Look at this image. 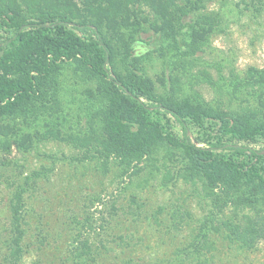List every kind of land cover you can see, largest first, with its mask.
<instances>
[{
	"label": "trees",
	"instance_id": "trees-1",
	"mask_svg": "<svg viewBox=\"0 0 264 264\" xmlns=\"http://www.w3.org/2000/svg\"><path fill=\"white\" fill-rule=\"evenodd\" d=\"M248 3L256 7L261 0ZM223 26V15L207 13L204 0H0V152L15 147L27 153L38 143L58 141L83 151L78 162L95 161L104 174L112 165L129 174L146 158L165 152L171 163L165 181L176 176L201 184L213 203L196 235L172 257L145 262L127 255L122 247L131 236L120 234L113 240L124 255L115 264H209L211 234L224 232L244 250L264 240V71L251 68L244 79L233 80L237 99L238 92L256 89L254 105L239 111L181 97L183 82L176 74ZM145 32L174 52L168 81L164 75L157 81L150 77L144 58L135 55ZM160 49L166 57L167 50ZM67 73L82 87L85 130L65 124ZM51 171L35 170L11 184L0 264L23 263L26 195ZM232 207L251 216L215 226V216ZM87 226L75 236L63 264H107L114 255L108 246L113 240L99 235L98 244L92 243Z\"/></svg>",
	"mask_w": 264,
	"mask_h": 264
},
{
	"label": "rangeland",
	"instance_id": "rangeland-1",
	"mask_svg": "<svg viewBox=\"0 0 264 264\" xmlns=\"http://www.w3.org/2000/svg\"><path fill=\"white\" fill-rule=\"evenodd\" d=\"M204 1L207 13L223 15V31L215 33L200 53L186 60V70L176 72L183 82L181 97H201L220 104L225 111L251 107L256 89L238 92L237 99L232 94V82L244 79L251 68L264 71V0L256 7L248 6L250 0H245L247 4L243 0ZM161 47L167 50L166 57L161 55ZM173 53L152 32L141 34L135 47V55L144 58L148 75L156 81L164 76L168 81ZM63 86L62 110L70 115L66 126L85 130L82 87L74 85L70 73L63 79ZM164 155L146 158L137 171L131 169L129 174L116 165L104 174L97 170L95 161L78 162L83 151L58 141L38 143L27 153L15 147L0 152V263L5 254L2 239L9 220L11 184L43 168L52 171L26 195V252L22 264H63L83 224L88 225L84 231L96 245L99 235L111 241L123 234L131 236L129 245L122 247L127 255L145 262L172 257L196 235L210 216L213 203L201 184L186 183L176 176L165 181L166 167L171 163ZM49 156L56 157V163ZM247 216L251 213L228 208L215 216V226L228 220L245 222ZM107 220L111 224H106ZM211 235L213 256L209 264H264V240L254 249L244 250L224 232ZM108 246L115 252L107 264H115L124 253L114 240Z\"/></svg>",
	"mask_w": 264,
	"mask_h": 264
}]
</instances>
